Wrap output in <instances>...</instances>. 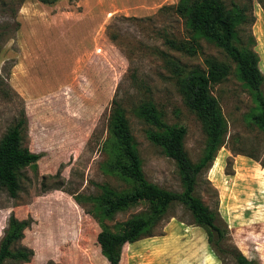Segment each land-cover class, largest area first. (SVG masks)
Segmentation results:
<instances>
[{"label": "rangeland", "instance_id": "1", "mask_svg": "<svg viewBox=\"0 0 264 264\" xmlns=\"http://www.w3.org/2000/svg\"><path fill=\"white\" fill-rule=\"evenodd\" d=\"M179 0H0V140L23 113L24 145L43 156L22 169L21 190L0 187V241L8 218L32 219L16 246L34 250L28 262L5 264H110L101 253L100 223L89 213L101 184H128L105 171L114 99L127 110L146 177L182 191L174 159L147 136L152 126L133 111L152 96L169 124L188 129L185 147L197 162L206 135L185 104L164 51L187 69H205V58L232 65L212 86L228 123L225 144L199 177L196 194L226 233L224 254L211 246L204 227L182 204L174 205L155 235L123 248L119 264H237L238 248L264 264V132L252 121L255 102L236 64L215 43L201 39L190 55L165 43L188 38ZM254 23L241 26L243 42L259 55L264 74V0H252ZM170 6V7H168ZM146 209L138 204L105 220L111 228Z\"/></svg>", "mask_w": 264, "mask_h": 264}, {"label": "trees", "instance_id": "2", "mask_svg": "<svg viewBox=\"0 0 264 264\" xmlns=\"http://www.w3.org/2000/svg\"><path fill=\"white\" fill-rule=\"evenodd\" d=\"M252 0H179L172 6L181 16L188 29V38L165 35V43L176 50L195 55L201 47L200 40L206 39L224 50L236 64L239 77L249 88L256 104L250 114L252 121L264 132V74L259 67V55L251 45L243 42L240 28L254 23ZM170 7V6H168ZM166 65L175 77L177 89L185 104L200 119L206 135L203 154L194 162L185 147L188 129L182 124H169L165 112L158 107L153 97L145 96L134 106V113L152 127L146 133L151 142L161 147L175 160L181 175L183 190L173 191L151 182L143 169L142 159L132 133L127 110L121 100L114 99L109 116L111 137L104 142L109 152L105 171L124 180L129 187L117 189L108 183L101 184V193L89 199L95 202V210L89 213L100 223L97 236L101 253L110 264H119L123 248L142 238L156 234L158 227L169 210L182 204L192 213L195 222L204 227L211 246L219 254L226 251L221 244L226 233L217 223V218L196 194L200 175L215 161L225 144L228 123L212 86L225 80L232 71V65L216 57L205 58V69H187L178 61L161 51ZM28 119L23 113L0 140V187L7 189L12 197L21 190L22 169L36 167L43 156L24 145ZM138 204L146 209L133 215L114 228L105 222L116 214ZM33 220L8 218L4 236L0 241V264L8 259L28 262L34 250L16 246L25 237V230ZM237 264H254L241 250H230Z\"/></svg>", "mask_w": 264, "mask_h": 264}]
</instances>
